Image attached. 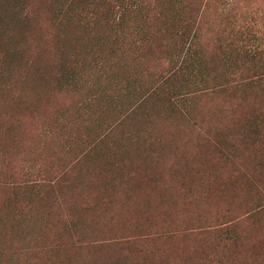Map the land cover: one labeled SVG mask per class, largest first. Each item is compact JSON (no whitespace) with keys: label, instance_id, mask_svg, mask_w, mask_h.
<instances>
[{"label":"rangeland","instance_id":"rangeland-1","mask_svg":"<svg viewBox=\"0 0 264 264\" xmlns=\"http://www.w3.org/2000/svg\"><path fill=\"white\" fill-rule=\"evenodd\" d=\"M70 1L0 0V264H264V0Z\"/></svg>","mask_w":264,"mask_h":264},{"label":"trees","instance_id":"trees-1","mask_svg":"<svg viewBox=\"0 0 264 264\" xmlns=\"http://www.w3.org/2000/svg\"><path fill=\"white\" fill-rule=\"evenodd\" d=\"M112 1H117V2H119L120 3V7H121V11H120V14H123V15H125L126 14V12L128 11V7L130 6V8H131V6H132V3L129 5V0H127L128 2H126V1H123V0H112ZM73 3H74V0H71L70 1V3H69V5L66 7V11L67 12H69L70 10H71V6L73 5ZM63 13V12H62ZM67 13H63V14H61V15H66ZM63 18V17H62ZM256 49H258V48H256ZM57 51H60V53L61 54H63V48H61V47H58L57 48Z\"/></svg>","mask_w":264,"mask_h":264}]
</instances>
